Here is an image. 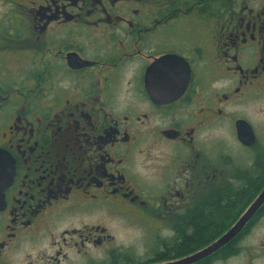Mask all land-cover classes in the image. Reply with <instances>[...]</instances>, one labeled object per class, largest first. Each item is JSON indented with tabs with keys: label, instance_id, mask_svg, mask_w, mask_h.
<instances>
[{
	"label": "flooded vegetation",
	"instance_id": "flooded-vegetation-1",
	"mask_svg": "<svg viewBox=\"0 0 264 264\" xmlns=\"http://www.w3.org/2000/svg\"><path fill=\"white\" fill-rule=\"evenodd\" d=\"M244 176L264 178V0H0V264L177 260L179 225ZM262 220L191 264H264ZM134 222L159 231H112Z\"/></svg>",
	"mask_w": 264,
	"mask_h": 264
},
{
	"label": "trees",
	"instance_id": "trees-1",
	"mask_svg": "<svg viewBox=\"0 0 264 264\" xmlns=\"http://www.w3.org/2000/svg\"><path fill=\"white\" fill-rule=\"evenodd\" d=\"M239 185H226L218 191L212 192L209 197H204L199 203L196 211L186 218V221L178 227L179 242L175 241L176 249L181 251L195 247L196 250L214 240L236 220L238 215L251 202L257 192L250 191L253 185H263L264 178L244 176L239 180ZM244 203L238 208L235 204ZM264 213V203L257 213L248 221L241 232L230 242L222 246L216 252L228 254L236 247V241L250 226V223L259 215ZM215 252V253H216Z\"/></svg>",
	"mask_w": 264,
	"mask_h": 264
},
{
	"label": "water",
	"instance_id": "water-1",
	"mask_svg": "<svg viewBox=\"0 0 264 264\" xmlns=\"http://www.w3.org/2000/svg\"><path fill=\"white\" fill-rule=\"evenodd\" d=\"M236 131L239 140H241L243 143L247 144L251 142L252 137H249L246 134L243 127L240 126V122L237 123ZM263 203L264 186L251 200L247 207L240 213L236 220L229 226V228L222 232L217 238L209 242L207 245L197 249L196 251L182 258L162 264H191L211 255L212 253L220 249L222 246L230 242L232 239H234L246 226L250 218L257 212V210L262 206Z\"/></svg>",
	"mask_w": 264,
	"mask_h": 264
},
{
	"label": "rangeland",
	"instance_id": "rangeland-1",
	"mask_svg": "<svg viewBox=\"0 0 264 264\" xmlns=\"http://www.w3.org/2000/svg\"><path fill=\"white\" fill-rule=\"evenodd\" d=\"M229 146H231L229 142ZM148 222H151L150 220ZM112 231L116 233H122L127 238H140L139 234L142 233H155L158 232V227L154 224H140V223H132V224H116L112 225ZM260 229H264V220L261 221V226L254 230V234L258 232ZM135 244H138V241H134Z\"/></svg>",
	"mask_w": 264,
	"mask_h": 264
}]
</instances>
